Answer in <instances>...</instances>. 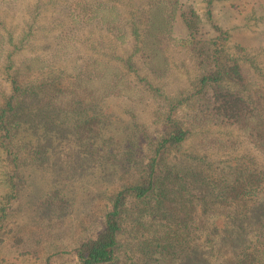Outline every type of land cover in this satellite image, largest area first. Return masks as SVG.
Segmentation results:
<instances>
[{
    "label": "trees",
    "instance_id": "16d2710c",
    "mask_svg": "<svg viewBox=\"0 0 264 264\" xmlns=\"http://www.w3.org/2000/svg\"><path fill=\"white\" fill-rule=\"evenodd\" d=\"M91 1L76 0L86 10V22L116 26L126 21L134 44L127 58L120 54L93 57L78 72L49 63L40 53L15 60L13 55L24 48V42H16L5 32L0 15V60L4 61L0 64V150L6 154L0 158V183L6 188L0 204V229L20 223L7 230L9 246L35 255L39 264H52L71 253V247L80 264H115L124 222L130 218V226L139 233L135 257L128 256L131 264H153L158 261L156 255L186 246L179 264H264V244L249 242V232L239 225L236 210L220 211L224 197L211 195L208 188L224 186L210 183L203 175L209 173L220 182L214 171H221L218 175L222 176L223 170L217 163L231 172L233 190L242 184L264 183V65L257 60L264 47L252 54L224 37L225 42L222 37L174 38L179 0H150L144 11L131 10V15L119 2ZM165 38L189 50L197 60L188 84L174 92L147 78L139 84L128 76L137 72L134 56H140L154 76L167 74L170 60L163 47ZM64 43L56 56L76 47L72 39ZM7 45L12 46L8 52ZM148 95L153 98L155 118L145 125V138L123 135L132 147L140 140L148 144L146 155L138 153L132 158L121 149L113 153L110 161L114 165H110L100 155L94 160L86 158L74 141H65L54 148L50 166L40 173L35 167L36 171L31 169L24 177L30 190L19 187L18 179L26 171L19 163V151L26 156L27 144L36 138L17 131L24 98L42 99L45 106L63 112L85 108L75 132L67 137L84 144L93 140L94 148L89 149L93 153L96 145H110L107 135H98L104 128L97 106L111 96L137 101ZM185 107L188 111L180 116ZM239 136L255 147L257 157L237 154L233 159L209 161L198 151L197 146L219 149L222 154L236 152ZM237 196L235 204L247 211L239 216L247 218L248 226L254 224L250 219L260 221L264 231V196L258 207L252 204L255 197ZM20 214H25L26 222L19 219ZM205 223L209 227L202 229ZM222 250L231 259H225ZM7 260L0 254V264H14Z\"/></svg>",
    "mask_w": 264,
    "mask_h": 264
},
{
    "label": "rangeland",
    "instance_id": "374dc122",
    "mask_svg": "<svg viewBox=\"0 0 264 264\" xmlns=\"http://www.w3.org/2000/svg\"><path fill=\"white\" fill-rule=\"evenodd\" d=\"M179 7L176 11L172 36L174 38H185L192 36L198 40H209L213 38H221V42H225L224 38H228L229 44L233 46L244 47L247 53L261 52L264 47V0H179ZM91 2H119L123 9L131 15V10L144 11L150 4V0H92ZM0 15L3 17L5 24V32L13 35L16 42L22 40L24 48L17 51L13 55L15 60H22L26 56L34 54H42L49 63L61 65L71 72H78L84 68L90 58L104 56L105 58L120 54L128 57L132 51L134 37L130 33V28L126 21L119 22L116 26H108L99 21L86 22L87 14L85 8L78 7L76 0H0ZM137 16V20H139ZM225 31L221 34L222 30ZM221 35V36H220ZM72 39L75 43V49L72 52H67L64 55L56 56L58 49L64 47V42ZM163 47L170 60L169 71L165 76L156 77L144 65L140 56H134L133 65L137 69L135 74H129V78L133 82L142 84L146 78L153 83L162 84L169 92H174L179 88L185 87L188 84L190 75L197 65L196 58L189 50L182 49L170 39L163 40ZM11 45L6 46V51H10ZM237 50V49H236ZM238 51V50H237ZM242 53V51H241ZM6 57V56H5ZM132 59V61H133ZM257 60L264 65V49L257 55ZM113 61H115L113 59ZM0 64L4 65V61L0 60ZM1 77V76H0ZM0 79V85L2 84ZM7 86L6 83H4ZM7 90V89H4ZM42 99L39 101L36 98H24L20 109L17 121L18 132H26L27 136L33 135L36 137L33 142L27 144V155L19 151V163L26 167V171L18 179L20 188H24L27 192L30 186L24 178L28 176L29 171L37 168L40 169L50 166L53 162L50 159L51 153L56 146L62 145L65 141H71L76 148L84 154L86 158L95 159L97 155L102 157V160L112 163L113 153L124 149L126 153H130L132 158L136 154L147 153L146 146L142 140L132 147L127 145L128 137L123 135H139L146 134L145 125L150 124L155 118L153 98L148 95L142 100L133 101L125 97L111 96L106 100L104 105L97 106V112L100 111L103 119H101L102 129L101 135H107L110 145L103 143L99 145L93 153L94 141L91 143H81L76 138L67 137L70 133H74L75 124L80 119V108L73 112H63L57 109L49 108ZM92 109V108H91ZM188 109L186 107L179 111V115H184ZM144 127V129H143ZM235 135V131H233ZM238 135V132L236 131ZM145 138V136H143ZM98 138L95 137V139ZM240 149L236 152L228 154L219 153V149L206 150L205 147L197 146L201 156L207 155L209 161L213 159L226 160L237 157L236 155L251 154L257 157L255 147L245 138L239 136ZM210 139L204 140L208 143ZM244 140V141H242ZM121 142V143H119ZM20 144V143H19ZM13 149L12 144L9 145ZM6 157V154L0 150V158ZM123 165H126L122 162ZM114 165V163L110 164ZM177 166V165H175ZM215 166L223 170L221 172L215 170L214 174L220 180L216 182L212 180L211 175L203 172L207 176V181L224 186L223 188L209 187L208 191H212L211 195H221L223 202L220 208L221 212L236 210L239 225L249 232L248 240L252 244H264V231L255 218L253 226L247 225V218L240 217L243 212L247 213L246 209L239 208L234 202V196L255 197L256 202L253 205H263L261 198L264 196V183L259 186H246V184L238 185L235 190L229 184L231 172L220 167L215 163ZM11 169L14 168H10ZM1 171V167H0ZM32 172V171H31ZM226 173V174H224ZM228 173V174H227ZM0 172V180H1ZM4 174V173H3ZM201 176V179L203 178ZM41 176V175H40ZM259 186V187H258ZM6 188L0 183V204L3 199V194ZM238 197V196H237ZM240 198V197H239ZM24 204L23 207H25ZM20 207H17V209ZM174 210H177L175 208ZM16 211L14 210V213ZM19 219L23 222L25 214H20ZM131 219L124 222V236L118 249V259L115 264H131L132 260L129 255L135 257L134 251L137 245V237L139 233L133 231L131 227ZM20 223H11L0 229V237L4 239L0 242V254L5 255L7 261H13L14 264H39L35 255L25 254L23 250L12 249L8 242L7 230L12 226L15 228ZM249 228H247V227ZM202 229L209 227V223H205ZM205 240V236L202 235ZM187 246L184 248H173L167 251L166 254L156 255L158 258L153 264H179L185 258ZM222 248L226 246L222 245ZM70 249L71 253L63 255L52 264H80L74 256V248ZM131 250V251H130ZM222 253L224 254L223 250ZM225 255V259H231V256ZM145 264H151V261Z\"/></svg>",
    "mask_w": 264,
    "mask_h": 264
}]
</instances>
